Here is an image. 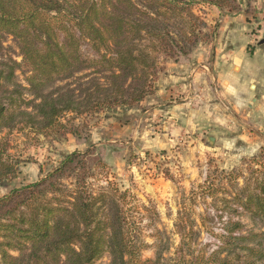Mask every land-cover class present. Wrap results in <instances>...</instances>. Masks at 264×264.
I'll return each mask as SVG.
<instances>
[{
	"label": "trees",
	"instance_id": "1",
	"mask_svg": "<svg viewBox=\"0 0 264 264\" xmlns=\"http://www.w3.org/2000/svg\"><path fill=\"white\" fill-rule=\"evenodd\" d=\"M200 3L240 9L238 0H0V132L79 136L87 123L79 118L138 107L154 92L162 58H189L217 32L194 12ZM7 133L0 184L17 173ZM250 161L247 173L213 169L192 192L222 225L208 228L218 245L204 252L194 218L179 212L175 246L156 209L144 205L142 215L90 143L0 196V264H264V152ZM146 215L153 242L137 218Z\"/></svg>",
	"mask_w": 264,
	"mask_h": 264
},
{
	"label": "rangeland",
	"instance_id": "2",
	"mask_svg": "<svg viewBox=\"0 0 264 264\" xmlns=\"http://www.w3.org/2000/svg\"><path fill=\"white\" fill-rule=\"evenodd\" d=\"M238 2L239 10L226 9L224 15L213 5L194 7V12L217 32L209 35V41L200 42L189 58L179 62L162 58L163 70L154 92L138 107L122 106L79 118L77 123L87 122L79 136L45 137L20 127L0 132V136L8 132V152L17 160L16 176L0 184V196L37 181L40 164L47 169L66 154L84 151L94 143L110 168V177L130 190L142 215L146 213L144 205L156 209L158 227L170 234L175 246L179 236L174 223L183 211L185 217L189 214L194 218L200 231L196 247L204 252L216 249L218 239L208 231L221 230L216 208H207L198 195L193 199L192 192L201 190L215 168L230 171L243 167L249 172L250 160L264 152V0ZM232 24L237 27L231 28L230 35L236 47L227 48L224 55H236L244 62V70L233 78L238 77L237 82L230 81V92L223 89L222 80H216L213 67L222 26L230 28ZM6 45L17 52L13 41ZM83 50L94 54L87 44ZM17 59L21 60L19 56ZM179 67L183 70L175 72ZM167 71L177 73L179 81L164 83ZM139 217L147 240L153 242L150 218ZM153 255L149 249L144 258ZM100 262L108 264V259Z\"/></svg>",
	"mask_w": 264,
	"mask_h": 264
},
{
	"label": "crops",
	"instance_id": "3",
	"mask_svg": "<svg viewBox=\"0 0 264 264\" xmlns=\"http://www.w3.org/2000/svg\"><path fill=\"white\" fill-rule=\"evenodd\" d=\"M221 15H224V13H222L220 11ZM231 28H237L235 25H231L230 28H228V26L223 25L222 26V30L220 32V41L218 44V48H217V54H216V64L214 65L213 69L216 67V80L223 81V89H226L227 91H230L228 89H230V81L234 80L233 78H236V76L243 74L241 72H243L244 70V62L241 61V59H239L236 55H231L228 56L229 54L224 55L225 50L227 48H235L236 47V42H233V39L230 38L231 35ZM233 42V43H232ZM232 49H230L229 52ZM223 55L225 56V58L223 59ZM176 71L175 72H180L183 70V68H174ZM235 70V73H231V71ZM165 72L164 74V78L163 81L164 83L168 84V82L171 81H179V76L177 73H174L173 71L170 72ZM238 79V77H237ZM237 79L234 80L235 82H237ZM222 89V90H223ZM225 90V91H226ZM231 92V91H230ZM169 103V102H167ZM171 103V101H170Z\"/></svg>",
	"mask_w": 264,
	"mask_h": 264
}]
</instances>
